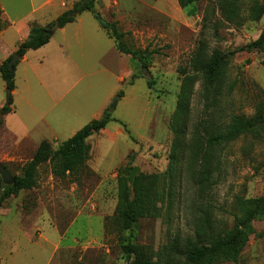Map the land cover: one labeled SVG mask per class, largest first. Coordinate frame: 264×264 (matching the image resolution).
Listing matches in <instances>:
<instances>
[{
	"label": "rangeland",
	"instance_id": "obj_1",
	"mask_svg": "<svg viewBox=\"0 0 264 264\" xmlns=\"http://www.w3.org/2000/svg\"><path fill=\"white\" fill-rule=\"evenodd\" d=\"M21 1L28 4V0ZM245 7L242 13L247 17L236 25L222 13L216 0H200L186 7L178 0H96V9L103 17L116 21L126 32L128 47L150 46L159 53L143 68L130 54L116 48L131 70L122 82L108 73H93L81 81L72 95V116L80 99H87L95 108L117 88L123 95L112 96L110 106L116 101L113 114L127 124L133 138L120 123L112 121L103 133L95 132L88 138L91 155L77 176L56 177L50 164L44 163L33 189L5 199L0 189V264H47L50 257V264H127L123 252L126 242L148 244L155 251L169 242L183 247L195 239L200 208L210 212L219 227L230 228L235 198L264 193V134L246 133L218 145L210 164L213 173L200 175L205 140L197 131L202 124H225L234 115L253 117L264 107V45L247 48L264 30V14L251 16ZM87 16L94 19L90 13ZM102 30L116 47L114 39ZM1 47L0 41V57ZM216 50L235 53L228 58L221 81L207 90L202 64ZM29 58L36 61L37 55L32 53ZM133 73L140 76L130 83ZM45 75L44 70L34 72L27 63L19 72L15 111L0 112V164L11 175L21 174L40 137L51 140L54 148L64 140L63 135L59 140L45 136L42 125L25 136L36 119L43 115L52 119L57 114L47 93L52 88L40 83L39 78ZM185 76L191 78L188 114L181 154L174 158L171 122ZM151 77L155 80L152 87L147 82ZM7 99L8 88L0 75V109ZM125 163L146 173L166 172L172 165L175 172V192L164 201L161 213L141 219L130 230H121L113 218L118 168ZM71 221L74 223L66 232ZM254 224L256 232L239 260L219 264H264V220ZM28 233L32 241L25 236ZM60 238L61 248L52 256L54 243ZM68 245L75 247L66 248ZM184 259V255L178 256V260Z\"/></svg>",
	"mask_w": 264,
	"mask_h": 264
},
{
	"label": "trees",
	"instance_id": "obj_2",
	"mask_svg": "<svg viewBox=\"0 0 264 264\" xmlns=\"http://www.w3.org/2000/svg\"><path fill=\"white\" fill-rule=\"evenodd\" d=\"M96 0H79L75 5L62 13L56 22L62 27L76 20L83 11H91L100 26L108 32L116 43L118 51L130 54L143 68L149 66L152 55L159 53L158 48L132 49L125 44L126 32L118 27L116 21L106 20L96 9ZM182 7H186L200 0H178ZM222 13L234 24H242L246 16L243 15V6L250 15L260 17L264 14V0H216ZM54 24L45 26L32 23L29 36L22 41L16 53L23 56L30 49H38L45 45L54 33L50 28ZM4 27L0 9V30ZM264 45V30L258 39L247 45L248 49ZM235 51L223 52L216 50L214 55L202 64L204 85L207 90L219 83L227 66L228 58ZM12 54L0 64V75L6 87L10 89L7 102L1 107L0 112L7 114L13 111L14 97L12 91L16 87L15 71L18 61L10 68L9 61ZM140 75L133 73L130 83ZM150 87L155 80L151 77L148 81ZM191 90V78L185 76L179 94V101L172 116L171 128L174 132L173 148L174 158L180 156L181 146L184 143L183 127L187 121L188 98ZM120 96L123 91H119ZM116 101L108 106L99 118L92 119L70 138L62 141L56 148L44 139L38 145L32 158L25 163L21 174H13L10 184H4L0 178L2 198L16 196L21 190L33 189L38 184L39 169L44 163H49L54 176L65 178L77 176L87 167L91 155V143L88 138L95 132L106 128L112 121L120 123L125 132L132 138L127 124L114 116L113 110ZM203 131V133H202ZM251 133L255 136L264 134V107L260 108L255 116L234 115L227 123H205L197 134L205 140L204 150L200 153V175L209 176L213 173L212 163L215 158V148L218 145L228 144L238 139L242 134ZM196 155L198 152L196 151ZM218 163V161H217ZM118 202L113 215L114 222L121 230L133 229L143 218L158 216L164 201L175 192V172L171 167L162 173H146L139 171L136 166L125 163L118 168L117 174ZM234 222L230 228L219 227L211 213L200 210V219L195 231V239L180 247L176 242L164 244L155 251L148 244L130 240L123 245V252L127 257V264H219L220 262H237L242 251L247 245L252 234L256 232L255 222L264 220V193L256 197L237 196L233 206ZM179 255H184V260H178Z\"/></svg>",
	"mask_w": 264,
	"mask_h": 264
},
{
	"label": "crops",
	"instance_id": "obj_3",
	"mask_svg": "<svg viewBox=\"0 0 264 264\" xmlns=\"http://www.w3.org/2000/svg\"><path fill=\"white\" fill-rule=\"evenodd\" d=\"M78 1L28 0V4H25L21 0H0V9L4 21V27L0 30L2 46L0 64L8 56L13 55L19 44L29 36L32 23L35 22L42 26L55 23L62 13L71 9ZM89 13L93 15L91 11H83L75 21L59 27L45 45L38 49L28 50L18 59L15 71L16 87L12 91L13 97L16 98L19 92V72L21 68L27 67L28 63L34 72L43 70L46 72L44 79L39 78L40 83L43 87L49 85L52 88L48 89L47 93L51 97L54 110L57 112L52 119L46 115L36 119L33 129H28L25 136L29 137L32 130L42 125L47 131L45 136L49 135L48 137L51 136L54 140H59L60 135H63L64 140L70 138L83 125L92 119L99 118L104 110L110 106L112 96L118 93L117 88L113 89L112 95H109L106 101L104 100L95 108H91L92 106L87 104V99L82 98L73 108L74 114L72 116V95L77 93L75 90L77 85L93 73L113 74L117 81L122 82L125 79V73L131 70L130 65L126 63V58L118 53L113 41L109 40L103 32L94 15L95 20L87 16ZM32 53L37 55L36 61L29 58ZM80 92L82 91L80 90ZM13 111H15L14 106ZM87 113H90L88 118ZM105 130L107 128L100 130V133ZM40 138H42L40 142L44 139L49 140L47 137ZM74 221L69 223L66 232L72 227ZM19 222L23 228L20 218ZM56 229L58 228L56 227ZM65 233L61 235L62 239L65 237ZM25 236L32 241L30 233ZM42 238L46 240L43 234ZM65 247L73 248L75 246L68 245ZM60 248L61 238L54 243L52 256ZM51 259L52 257L47 264H50Z\"/></svg>",
	"mask_w": 264,
	"mask_h": 264
},
{
	"label": "water",
	"instance_id": "obj_4",
	"mask_svg": "<svg viewBox=\"0 0 264 264\" xmlns=\"http://www.w3.org/2000/svg\"><path fill=\"white\" fill-rule=\"evenodd\" d=\"M59 23L58 22H55L51 28H50V33H54L58 28H59ZM21 56L19 54H17L16 52L13 53L12 55V58L10 59L9 61V66L10 68H13V65L18 61V59L20 58ZM11 94V91L10 89H8V97L9 95ZM115 103V102H114ZM113 103V104H114ZM0 174L2 176V179L3 181L6 183V184H10L13 180V175H11L8 170L2 165L0 164Z\"/></svg>",
	"mask_w": 264,
	"mask_h": 264
}]
</instances>
